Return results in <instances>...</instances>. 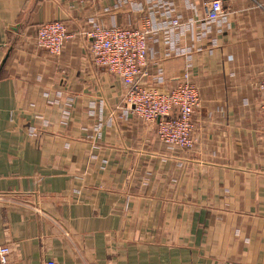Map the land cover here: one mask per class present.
<instances>
[{
    "label": "crops",
    "instance_id": "obj_1",
    "mask_svg": "<svg viewBox=\"0 0 264 264\" xmlns=\"http://www.w3.org/2000/svg\"><path fill=\"white\" fill-rule=\"evenodd\" d=\"M202 1L0 0L7 264H264V14L221 0L225 29L198 40L186 24ZM167 9L181 25L149 39L148 65L197 89L188 150L125 114L121 80L88 51L90 20L158 27ZM53 20L69 34L59 55L35 42Z\"/></svg>",
    "mask_w": 264,
    "mask_h": 264
},
{
    "label": "built area",
    "instance_id": "obj_2",
    "mask_svg": "<svg viewBox=\"0 0 264 264\" xmlns=\"http://www.w3.org/2000/svg\"><path fill=\"white\" fill-rule=\"evenodd\" d=\"M251 1L264 14V0ZM201 13V18L186 24L188 30L196 29L195 37L198 40L208 38L212 31L223 32L227 12L221 0L202 1ZM164 19L156 27L152 19L145 17L141 26L136 28L103 27L90 20L88 51L95 66L107 69L121 80L125 88V114H134L147 125H155L158 140L167 148L188 150L193 144L192 115L200 102L197 89L186 81L166 88L161 64L152 65L153 71L148 65L149 39L162 30L181 25L179 17L171 16V10L165 11ZM68 38L65 23L53 20L39 25L35 42L48 54L59 55ZM186 77L184 75V79ZM257 87L264 92V75ZM259 113L264 121V100L259 106ZM9 255L10 249L0 245V264H7Z\"/></svg>",
    "mask_w": 264,
    "mask_h": 264
}]
</instances>
